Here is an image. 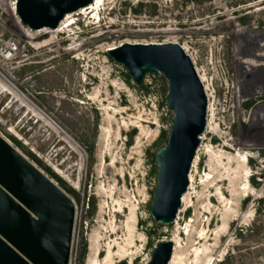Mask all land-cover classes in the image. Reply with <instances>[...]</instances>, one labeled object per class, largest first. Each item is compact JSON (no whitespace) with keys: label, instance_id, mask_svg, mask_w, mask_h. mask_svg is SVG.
I'll return each mask as SVG.
<instances>
[{"label":"rangeland","instance_id":"374dc122","mask_svg":"<svg viewBox=\"0 0 264 264\" xmlns=\"http://www.w3.org/2000/svg\"><path fill=\"white\" fill-rule=\"evenodd\" d=\"M13 3L0 0L20 49L0 62V136L72 200L68 264H144L167 239L176 264H264V0H103L99 23L76 15L69 33L24 31ZM125 42L177 43L206 90L209 127L167 225L148 210L166 84L131 80L106 52Z\"/></svg>","mask_w":264,"mask_h":264},{"label":"water","instance_id":"95a60500","mask_svg":"<svg viewBox=\"0 0 264 264\" xmlns=\"http://www.w3.org/2000/svg\"><path fill=\"white\" fill-rule=\"evenodd\" d=\"M91 1L15 0V12L30 30L55 28L65 13ZM106 52L136 85L145 74L165 80L171 117L166 141L153 153L155 186L148 210L153 221L171 224L205 127L202 84L177 43L125 42ZM73 219L72 200L0 136V264H68ZM172 250L170 239L159 240L144 264H167Z\"/></svg>","mask_w":264,"mask_h":264},{"label":"bare ground","instance_id":"6f19581e","mask_svg":"<svg viewBox=\"0 0 264 264\" xmlns=\"http://www.w3.org/2000/svg\"><path fill=\"white\" fill-rule=\"evenodd\" d=\"M102 1L103 0H92L88 5H86L85 7H80V8H78L75 12H68V13H65L64 14V16H63V18L60 20V22L58 23V25L55 27V28H41V29H39V30H37V31H50L51 33H53V32H59V31H64V30H66L68 33H69V31H72V29H71V26H72V23H73V21H75L76 20V18H75V16L76 15H88V14H90V16H87V17H89V18H92V17H94V18H96V13H97V8H98V6H99V4H102ZM104 9V8H103ZM12 11H14L15 12V0H14V3L12 4ZM16 13V12H15ZM102 15V14H101ZM79 17V16H78ZM77 17V18H78ZM86 17V18H87ZM105 18V17H104ZM105 20H106V18H105ZM104 20V21H105ZM107 20H109L108 18H107ZM89 22V21H88ZM91 22V21H90ZM87 24V23H86ZM104 24V23H103ZM105 25V24H104ZM75 26V25H74ZM99 27V26H98ZM105 27V26H104ZM73 28V27H72ZM34 31H36V30H34ZM67 33V34H68ZM72 35V34H71ZM70 35V36H71ZM77 35V34H76ZM110 35V34H109ZM96 37V36H95ZM105 37V36H104ZM72 38V37H71ZM95 39V38H94ZM76 46H77V44L75 45L74 44V42H71V44H70V49L71 48H76ZM81 46V45H80ZM115 47V46H114ZM114 47H110V48H108V49H112V48H114ZM108 49H106V51L108 50ZM183 50V49H182ZM184 51V50H183ZM74 52V51H73ZM14 60V59H13ZM12 62V61H11ZM194 70H195V67H194ZM196 71V70H195ZM197 73V72H196ZM198 75V74H197ZM198 78H199V76H198ZM200 80V79H199ZM201 82V81H200ZM202 84V83H201ZM202 87H203V85H202ZM203 90H204V88H203ZM206 90H204V92H205ZM205 96H206V93H205ZM206 101H207V104H206V118H205V127H204V130H206V127L208 128L209 126H207V113H208V111H209V108H208V100H207V96H206ZM208 108V109H207ZM211 129H213V127H211ZM203 130V131H204ZM207 131V130H206ZM200 138V137H199ZM197 152H198V149H197V151H195V156H194V158H193V160H192V162H191V166H190V170L188 171V185H187V187H186V191L182 194V196H181V204H182V202L184 201V196L185 195H187V189H189L188 187H189V183H191L192 182V179H191V176L189 177V174H190V171H191V167H193V165H194V163H193V161L195 162V160L194 159H196L195 157H196V154H197ZM230 177V176H229ZM190 179V180H189ZM231 180V179H230ZM230 182V184H231V188H236L237 187V185H238V182H237V179H235V180H231V181H229ZM231 190V189H230ZM236 190V189H235ZM233 192L234 191H231V196L232 195H234L233 194ZM236 193H238V191L236 192ZM231 198V197H230ZM174 222H176V220L174 221ZM174 224V223H173ZM179 230V229H178ZM204 239V238H203ZM171 240V239H170ZM172 241V243H173V250H172V253H171V256H170V259H169V261H168V263L167 264H176L175 263V251H176V248H174V244H176L177 242H175V240H171ZM119 256H123V255H119Z\"/></svg>","mask_w":264,"mask_h":264},{"label":"built area","instance_id":"2783aa9c","mask_svg":"<svg viewBox=\"0 0 264 264\" xmlns=\"http://www.w3.org/2000/svg\"><path fill=\"white\" fill-rule=\"evenodd\" d=\"M19 26L23 28L24 31L29 30L25 25L21 24L19 20H17ZM20 52L19 49V42L13 37L3 38L2 34L0 33V62L11 61L14 59ZM4 81L7 83L9 87L15 89L13 83L11 84V79L2 75Z\"/></svg>","mask_w":264,"mask_h":264},{"label":"crops","instance_id":"0c3cea01","mask_svg":"<svg viewBox=\"0 0 264 264\" xmlns=\"http://www.w3.org/2000/svg\"><path fill=\"white\" fill-rule=\"evenodd\" d=\"M264 66V65H263Z\"/></svg>","mask_w":264,"mask_h":264}]
</instances>
